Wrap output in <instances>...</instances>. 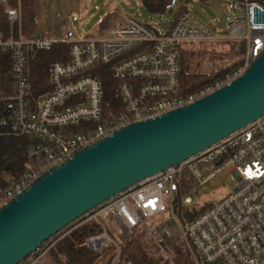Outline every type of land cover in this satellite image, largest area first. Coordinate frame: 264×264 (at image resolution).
<instances>
[{"label":"built area","instance_id":"built-area-1","mask_svg":"<svg viewBox=\"0 0 264 264\" xmlns=\"http://www.w3.org/2000/svg\"><path fill=\"white\" fill-rule=\"evenodd\" d=\"M236 5L239 14L225 25L233 42L231 56L240 55L236 66L192 91L182 87V43L221 37L188 10L165 32L133 17L116 19L100 36L83 40L69 27L59 41L70 45L69 59L50 63V89L38 97L29 76L30 54L56 41L0 32V53L12 59V92L0 94V103L7 105L1 123L34 140L25 171L2 192L0 207L85 147L132 122L192 104L245 73L264 50V3L237 0ZM7 14L11 22L19 19L14 7H8ZM224 69L219 66L217 71ZM213 70L214 64L207 62L204 73L211 75ZM107 71L116 80L122 111L105 109L102 73ZM201 165L207 166L208 176L199 170ZM230 168L238 186L220 199L204 201L198 190ZM200 203L201 210L186 211ZM168 206L172 215L163 232L173 238L170 242L151 221ZM189 213L195 215L189 218ZM142 225L176 264L184 252L193 264H264V116L92 208L19 264H47L51 248L82 228L91 230L83 243L90 250L103 252L115 246L112 264H133L120 260L119 239Z\"/></svg>","mask_w":264,"mask_h":264},{"label":"water","instance_id":"water-1","mask_svg":"<svg viewBox=\"0 0 264 264\" xmlns=\"http://www.w3.org/2000/svg\"><path fill=\"white\" fill-rule=\"evenodd\" d=\"M262 116L264 50L231 83L122 127L49 168L2 205L0 264H19L92 208Z\"/></svg>","mask_w":264,"mask_h":264},{"label":"rangeland","instance_id":"rangeland-1","mask_svg":"<svg viewBox=\"0 0 264 264\" xmlns=\"http://www.w3.org/2000/svg\"><path fill=\"white\" fill-rule=\"evenodd\" d=\"M0 0V29H6L15 38L48 37L53 41L63 40L66 30L72 27L78 37L83 40L100 36L116 19L133 17L152 24L165 32L169 30L177 14L186 8L204 27L211 30L219 39L188 41L181 45L180 63L193 72H203L207 62L214 64L213 73L219 66L226 67L235 63L240 55L231 56L232 40L228 39L227 23L232 22L239 14L237 0H176V4L167 12H152L144 0ZM8 7L18 10L19 19L11 22L8 18ZM245 43H243V52ZM199 170L208 176L207 166L201 165ZM9 184L14 180L7 178ZM238 186L232 168L217 175L215 182H208L205 189H199L198 195L204 200L224 197ZM175 213L178 214L179 203L175 200ZM203 203L187 206L186 211L201 210ZM172 215V209L154 217V223L168 242L163 232L166 221ZM179 215V214H178ZM171 226H175L171 223Z\"/></svg>","mask_w":264,"mask_h":264},{"label":"trees","instance_id":"trees-1","mask_svg":"<svg viewBox=\"0 0 264 264\" xmlns=\"http://www.w3.org/2000/svg\"><path fill=\"white\" fill-rule=\"evenodd\" d=\"M252 1L264 3V0ZM144 2L152 12L165 13L174 6L175 0H144ZM186 11V8H182L177 17ZM0 30L4 32L5 36L10 34L6 29ZM69 55L70 45L62 42H55L49 48L40 49L30 54L29 76L36 97L50 89L48 84L50 63L57 60L67 61ZM235 66L236 63L230 64L224 70L216 71L211 75L193 72L183 66L181 71L183 90H195L200 85L211 82L223 71ZM102 75L106 91V111L124 110L116 90V80L110 71L104 72ZM2 92L6 94L12 92V59L8 53H0V94ZM6 109L7 105L0 103V195L9 186L8 177L15 180L25 171V162L34 141L32 138L14 131L10 125L1 123ZM178 213H181V207H178ZM194 215L188 214L189 218ZM90 231L89 228H82L60 239L49 251L47 264H112L117 253L115 246H110L103 252H94L83 244ZM56 236L51 237L45 243ZM119 241L122 247L121 261L130 260L133 264H176L157 243L147 225L138 226L129 234L121 236ZM177 259L180 264H193L188 252L178 255Z\"/></svg>","mask_w":264,"mask_h":264},{"label":"crops","instance_id":"crops-1","mask_svg":"<svg viewBox=\"0 0 264 264\" xmlns=\"http://www.w3.org/2000/svg\"><path fill=\"white\" fill-rule=\"evenodd\" d=\"M0 32H3L2 30H0ZM4 33V32H3ZM10 34L8 35V36H11V32H9ZM13 36H15V33L14 34H12ZM16 37V36H15ZM32 38H35L34 36L33 37H28V38H26V39H32ZM25 39V38H24Z\"/></svg>","mask_w":264,"mask_h":264}]
</instances>
